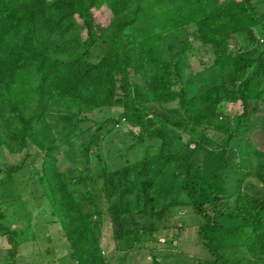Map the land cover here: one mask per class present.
Listing matches in <instances>:
<instances>
[{
  "label": "trees",
  "instance_id": "trees-1",
  "mask_svg": "<svg viewBox=\"0 0 264 264\" xmlns=\"http://www.w3.org/2000/svg\"><path fill=\"white\" fill-rule=\"evenodd\" d=\"M102 6L111 18L97 31L93 9ZM75 17L86 30L83 40ZM189 25L195 26V39L212 48L208 71L214 84L188 96L179 61L191 44L176 38ZM253 26L264 33V18L252 0H0V146L9 153L29 145L43 152L38 182L76 264H106L100 227L93 219L96 205L91 201L93 210L85 209L89 193L77 196L73 189L86 187L87 179L103 180L117 240L133 234L140 241L149 228L138 217L161 219L169 209L187 205L203 219L198 234L210 254L206 264H264V151L251 148L238 154L241 140L262 125L255 113L264 99V38L245 77L251 58L228 50L230 36ZM98 42L107 48L91 61L87 54ZM131 70L140 82L131 80ZM176 84L181 86L175 89ZM174 100L177 105L168 111L175 127L222 134L212 166L200 170L202 182L191 160L166 152L172 145L166 132H144L148 106ZM224 101L240 102L241 112L226 115ZM112 107L120 108L119 120L139 128L136 142L161 138L159 151L108 171L98 145L111 118L93 131L86 123L96 109ZM245 154L255 159L252 169L241 160ZM167 168L183 173L180 191L187 200L156 202L154 191L172 188L157 184ZM18 169L9 168V176ZM231 197L235 206L229 208L225 201ZM221 205H227V212ZM220 218L237 222L223 226ZM0 231L14 264L17 232L1 223Z\"/></svg>",
  "mask_w": 264,
  "mask_h": 264
},
{
  "label": "rangeland",
  "instance_id": "rangeland-1",
  "mask_svg": "<svg viewBox=\"0 0 264 264\" xmlns=\"http://www.w3.org/2000/svg\"><path fill=\"white\" fill-rule=\"evenodd\" d=\"M256 10L264 18V0H252ZM202 7H198L200 9ZM201 10V9H200ZM95 28L99 31L105 27L111 18L109 9L102 6L93 9ZM75 27L80 40L86 37V30L78 17H75ZM194 25H189L177 35L176 41L187 38L191 47L180 58L181 84L187 95H192L214 84L213 74L208 67L213 62V52L210 46H203L195 39ZM264 33L260 26H253L250 31H240L228 39V50L234 54H247L251 63L244 75L250 74L255 65V59L262 48ZM107 48L106 44L96 43L88 52V59L97 61ZM179 48V47H177ZM177 48L174 50L176 51ZM133 82H140L139 75L130 71ZM264 78V75H263ZM181 84H176L178 89ZM177 105V100L150 104L145 116L146 128L144 132L155 134L158 130L166 132L172 145L165 150L168 153L180 154L187 157L194 164V173L202 182L201 169H210L214 158V148L222 138V134L197 127H175V117L168 110ZM256 117L260 116L259 127L254 128L246 140H241L238 154L242 150L249 151L257 148L264 151V99L256 105ZM119 107L99 108L88 114L86 125L93 131L97 124L107 118L102 131L99 150L106 158L108 171L125 167L127 164L141 160L145 156H152L159 151L162 139L145 138L142 143L136 142L139 128L131 127L123 119L119 120ZM221 110L229 116L241 112L240 102L224 101ZM119 120V121H118ZM116 123H115V122ZM95 122V124H93ZM262 122V123H261ZM89 132L86 133V136ZM43 152L29 145L20 153H9L0 146V223L11 229H16L18 241L14 264H76L70 257V246L63 236L56 218L51 214L49 203L44 196L43 188L38 182L37 172L41 171ZM241 160L248 161L252 166L255 159L245 154ZM240 161V159H239ZM64 161L61 165H64ZM19 166L18 171L9 176V168ZM156 169V168H155ZM158 169V168H157ZM157 171V170H156ZM183 173L175 168H167L160 172L158 183L160 186H172L161 191H154L158 204L179 199L187 200L180 190L179 180ZM248 180V178H246ZM86 187L76 185L74 193L77 196H89L84 201V207L93 210V219L100 227V244L106 264H206L210 256L204 247L198 228L203 222L202 216L187 205H179L169 209L161 219L154 216L138 217V222L149 228L141 233V240H133L135 236L115 239L112 235L108 211V202L103 190V180H86ZM159 186V185H158ZM156 190V189H155ZM226 204L235 206V198L227 199ZM227 205L219 206L227 212ZM223 226L237 222V219L220 218ZM4 231H0V264H10ZM5 240V241H4Z\"/></svg>",
  "mask_w": 264,
  "mask_h": 264
},
{
  "label": "crops",
  "instance_id": "crops-1",
  "mask_svg": "<svg viewBox=\"0 0 264 264\" xmlns=\"http://www.w3.org/2000/svg\"><path fill=\"white\" fill-rule=\"evenodd\" d=\"M16 230V229H15ZM17 235V234H16ZM5 241V240H4ZM6 243V242H5Z\"/></svg>",
  "mask_w": 264,
  "mask_h": 264
}]
</instances>
